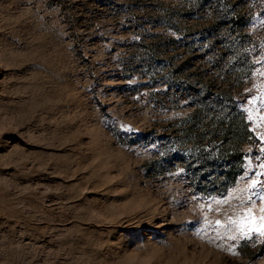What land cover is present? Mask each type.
Segmentation results:
<instances>
[{
  "label": "rangeland",
  "instance_id": "rangeland-1",
  "mask_svg": "<svg viewBox=\"0 0 264 264\" xmlns=\"http://www.w3.org/2000/svg\"><path fill=\"white\" fill-rule=\"evenodd\" d=\"M261 117L264 0H0V264H264Z\"/></svg>",
  "mask_w": 264,
  "mask_h": 264
},
{
  "label": "snow or ice",
  "instance_id": "snow-or-ice-1",
  "mask_svg": "<svg viewBox=\"0 0 264 264\" xmlns=\"http://www.w3.org/2000/svg\"><path fill=\"white\" fill-rule=\"evenodd\" d=\"M256 99V97H253V100H255ZM253 117L250 115L249 116V119H252ZM261 119H264V117H261ZM262 139H264V137H261ZM253 186H255V185H257L258 183H260V182H258V181H255V180H253ZM217 223H219V222H217Z\"/></svg>",
  "mask_w": 264,
  "mask_h": 264
}]
</instances>
